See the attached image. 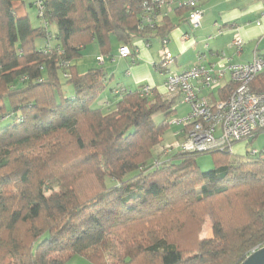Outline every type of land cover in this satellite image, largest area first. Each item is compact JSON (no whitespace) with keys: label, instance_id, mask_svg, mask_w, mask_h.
<instances>
[{"label":"trees","instance_id":"trees-1","mask_svg":"<svg viewBox=\"0 0 264 264\" xmlns=\"http://www.w3.org/2000/svg\"><path fill=\"white\" fill-rule=\"evenodd\" d=\"M42 2L41 14L28 0L34 26L26 1L0 0V264H69L76 255L242 264L264 245V149L216 151L225 157L210 171L197 164L203 153L162 158L175 100L153 87L146 96L143 84L102 102L112 76L75 63L88 49L112 54L114 42L135 55L137 40L169 39L174 25L144 22L154 0ZM207 217L212 236L203 238Z\"/></svg>","mask_w":264,"mask_h":264},{"label":"built area","instance_id":"built-area-1","mask_svg":"<svg viewBox=\"0 0 264 264\" xmlns=\"http://www.w3.org/2000/svg\"><path fill=\"white\" fill-rule=\"evenodd\" d=\"M154 1L156 5L146 4L143 16L145 23L154 26L162 17L161 9L176 1L179 7L187 9L190 26L194 29L201 26L204 16L201 4L203 0ZM34 2L42 14L44 10L42 0ZM184 37L187 39L192 36L185 34ZM212 38L213 36H209L205 40L204 48L209 47ZM161 40L158 70L165 75L166 98L180 99L189 106L186 117L173 121L183 126L180 133L181 141L164 144L160 151L162 154L168 155L177 151L199 153L232 151L234 143L249 140L259 130L264 129V54L255 52L252 61L236 63L231 61L226 52L221 51L217 53L218 62L206 63L207 53L200 52L198 63L183 71L173 72L170 71V67L174 64L175 57L168 47L169 39L163 37ZM231 43L238 54L243 52L246 45L240 34L233 36ZM119 55L130 56L129 46L121 45ZM151 89L150 85L144 84L141 87L142 94L148 96ZM121 92L119 89L115 91L116 94ZM222 93L225 97H222ZM259 151L252 149L250 154L256 155ZM262 247L264 245H259L253 251Z\"/></svg>","mask_w":264,"mask_h":264},{"label":"crops","instance_id":"crops-1","mask_svg":"<svg viewBox=\"0 0 264 264\" xmlns=\"http://www.w3.org/2000/svg\"><path fill=\"white\" fill-rule=\"evenodd\" d=\"M202 8L205 10L202 24L200 28L193 31L197 39L202 40H197V42L192 37L187 39L184 37L185 34L192 32L188 22V11L185 8L181 9L178 3L173 1L172 4L161 9L160 20L167 17L174 25V28L168 33V45L175 57L173 65L177 69L173 71L171 66L170 71L180 72L192 67L198 63L200 52L207 53L206 63L218 62L217 53L221 51L226 52L231 61L236 63L252 61L255 52L261 54L259 48L264 38V0H203ZM258 21L260 24H257ZM234 28L240 29L239 31L246 41L244 50L240 54L231 43ZM209 36H213V38L209 41V47L206 49L203 44ZM147 43L150 45L147 46ZM161 45V37L152 38L150 42L139 39L136 42L138 52L135 55L121 57L117 66L115 63L104 64L106 58L114 60V52L109 56L104 55L103 61H99L112 76V80L101 101H115L113 89H135L143 84L155 88L163 97L167 96L164 85L165 75L157 68L161 59ZM91 53L86 56L91 58L93 54L95 56L101 54L96 48H93ZM181 103L180 99L175 100L176 112Z\"/></svg>","mask_w":264,"mask_h":264},{"label":"rangeland","instance_id":"rangeland-1","mask_svg":"<svg viewBox=\"0 0 264 264\" xmlns=\"http://www.w3.org/2000/svg\"><path fill=\"white\" fill-rule=\"evenodd\" d=\"M24 1H26L28 4L24 11L29 14L31 21H32L34 26H40L41 21L38 17V9L34 6H30L28 3V0H24ZM202 3H203V1L201 2V4ZM204 12H205V10H204ZM159 21H161V20H159ZM201 24H202V22H201ZM191 28H192L191 29L192 30V32H191L192 38L197 42L198 39H197L196 35L193 33V31L195 29L192 26H191ZM198 28H200V27H198ZM198 28H196V29H198ZM239 30H237V28L236 29L234 28L232 31L233 36H235L237 34L241 35V32ZM198 41H202V40H198ZM43 42H44L43 40L38 39V41H37L38 46H42ZM161 44H162V40H161ZM119 47H120L119 43H117V42L113 43V50L112 51L114 52V60L106 58L104 64L110 65L111 63H115L117 66L118 60L121 59V56L119 55ZM168 47H169V45H168ZM169 49H170L171 53L173 54L170 47H169ZM161 50H162V45H161ZM91 51H92V49H88L85 56H82L77 61H75L76 65L78 66V69L81 73L87 71L90 67H98V66L103 65V64H101V62L99 60L100 59L103 60L104 55L100 54L98 56H95V54H93V56H91V58H89V56H86V55L91 53ZM259 51L261 54H264V38L261 41ZM89 65H92V66H89ZM118 66H119V64H118ZM102 67H104V65ZM171 69L174 71L177 69V67L172 65ZM67 92H68V88H67ZM164 97H166V96H164ZM188 113H189V106L186 103L182 102L181 104L178 105V111L170 116V124H169L168 130L164 136V139L166 142L164 141L163 145L164 144H174V143H177L178 141H181L180 133L183 130V126H181V125H179L173 121L176 119H181L183 117H186ZM163 119H164L163 113L156 114V116H155L156 122H161ZM163 145H160L159 148H157V151L155 154L160 153L161 147ZM252 149H258V150L264 149V131L260 132L253 139L251 138L249 140L236 142L233 145L232 151L234 154L240 155V154L249 152ZM170 154H168V155L161 154L160 156L162 158H165L167 156L169 157ZM224 157L225 156L221 152H216V151L203 153V154H200L197 156V164L203 171H210V170L215 169V167L219 165V163H220L219 161H221V159H223ZM200 235L203 238H205V237L207 238V237L212 236V221L210 218L207 217ZM69 264H96V263L90 261L85 256L76 255V256L71 258Z\"/></svg>","mask_w":264,"mask_h":264},{"label":"water","instance_id":"water-1","mask_svg":"<svg viewBox=\"0 0 264 264\" xmlns=\"http://www.w3.org/2000/svg\"><path fill=\"white\" fill-rule=\"evenodd\" d=\"M242 264H264V247L253 251Z\"/></svg>","mask_w":264,"mask_h":264}]
</instances>
